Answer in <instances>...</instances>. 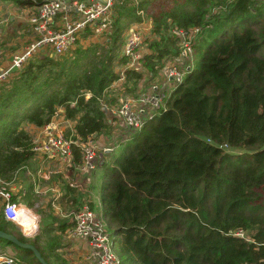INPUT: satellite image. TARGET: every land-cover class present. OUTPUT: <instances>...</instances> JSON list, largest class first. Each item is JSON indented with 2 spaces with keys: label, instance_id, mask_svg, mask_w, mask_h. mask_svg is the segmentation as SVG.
Returning a JSON list of instances; mask_svg holds the SVG:
<instances>
[{
  "label": "trees",
  "instance_id": "trees-1",
  "mask_svg": "<svg viewBox=\"0 0 264 264\" xmlns=\"http://www.w3.org/2000/svg\"><path fill=\"white\" fill-rule=\"evenodd\" d=\"M1 1L33 12L42 0ZM143 17L154 38L141 64L129 68L121 50L129 26L120 21ZM175 27L201 28L179 83L164 71L183 62ZM91 38L82 34L88 44L79 40L62 56L38 52L0 82V175L11 180L34 156L27 126L42 127L62 109L71 134H103L122 147L103 163L97 211L122 264H264V0H116L112 33ZM153 83L168 97L141 128L109 114ZM5 219L1 212L0 229ZM239 229L250 237L235 235ZM11 245L17 264L34 256ZM39 245L52 264L53 248Z\"/></svg>",
  "mask_w": 264,
  "mask_h": 264
},
{
  "label": "built area",
  "instance_id": "built-area-1",
  "mask_svg": "<svg viewBox=\"0 0 264 264\" xmlns=\"http://www.w3.org/2000/svg\"><path fill=\"white\" fill-rule=\"evenodd\" d=\"M115 4L116 0H42L29 18L34 35L32 41L12 55L7 67H0V82L9 78L15 70L23 68L38 52L62 56L77 44L84 33L108 37L114 27ZM145 31L143 22H136L126 37L122 54L127 57L129 68L140 65L146 53L144 46L148 35ZM149 31L151 32V29ZM172 32L177 36L181 48L178 60L183 62L181 64L169 62L164 71L171 82L179 83L184 80L185 74L194 63L195 44L201 28L175 27ZM167 97L164 88L153 83L138 97L124 98L117 108L110 110L109 114L119 116L129 128H141L150 110L161 109ZM60 115L59 111L56 112L52 120L41 127V136L33 140L32 150L63 162H70L76 150H79L81 162L73 164L83 172L95 170L103 165L107 154L113 152L115 146L103 145V134L95 133L86 139L74 133L68 136L65 130L74 129L69 125L67 118ZM70 185L75 187L73 182ZM0 197L2 198L0 213L3 212L7 220L25 227L24 222L33 215L32 212L12 201L6 186L0 187ZM72 216L74 220L72 233L87 239L92 248L95 264H122L114 240L106 231V221L91 208L89 201L83 199L82 205L72 212ZM234 234L246 238V233L242 229ZM0 264H17V259L13 255L0 254Z\"/></svg>",
  "mask_w": 264,
  "mask_h": 264
},
{
  "label": "crops",
  "instance_id": "crops-1",
  "mask_svg": "<svg viewBox=\"0 0 264 264\" xmlns=\"http://www.w3.org/2000/svg\"><path fill=\"white\" fill-rule=\"evenodd\" d=\"M0 2L5 1L0 0ZM4 5H9V11L5 14L4 19L0 20V25H3V31H1L0 38H6V36H3L4 31H10L11 38H9L8 41L6 38V43L19 47L18 50L14 51L17 52L24 49L34 37L29 22L32 9L30 7L21 9L13 4ZM140 14L142 15V13ZM141 21L143 22L144 27H146L145 32L148 35L147 39L154 38L152 31H149L153 28L151 19L143 17L142 20H129L128 23L125 22L124 25L129 27L127 31L124 32V44L133 25L136 22ZM91 39L95 40V42L104 41L102 37L97 35H93ZM80 41L84 43L87 42V44L89 42L86 40ZM123 46L121 50H123ZM11 49L15 48L11 46ZM144 49L146 52L148 51L146 44ZM4 53L6 52L4 51ZM44 53L51 55L47 52ZM5 58V56H0V67H7L11 62V59L8 60L7 58L4 60ZM58 111L61 113L60 117H65L62 109H59ZM67 121L69 122V125L73 127V122L68 119ZM27 131H29V133L31 132L33 140L36 137L39 138L41 136V127L29 125L27 126ZM102 144L111 145L109 142H102ZM116 149L117 148H115V150ZM34 153L35 154L29 164L17 170L11 180L6 181L0 175L2 179L0 187L6 186L11 196H15L16 202L32 212L33 215L31 218L36 219V225L34 224L31 228L29 227L30 230L26 231L25 227L22 225L5 219L7 224L4 223L2 225L4 226V229L1 230H6L19 238L22 237L25 242L34 245L37 242L40 244L39 246L41 250L52 247L53 249L48 250V252L51 253L49 258H52V264H66V262L68 264H95L92 248L87 239L81 238L72 233V227L74 225L72 212L76 210L78 207L76 205L78 203L82 204L83 199L92 197V195L89 194L91 173L82 174L76 171L75 168L77 167L73 163L75 162L76 164H79L81 162V159L78 160L80 154L76 155V152L70 162H63L60 159L49 158L38 152ZM72 182L75 183V187L73 186L74 189L79 188V193L77 191H67V184H71ZM86 195L87 197H84ZM94 201L96 202V200ZM1 202L2 198L0 197V204ZM97 205H100L99 200ZM9 246L12 247L11 250L8 249ZM15 249L16 248L7 243L4 246L0 245V254H8L16 257L17 252ZM34 256L29 255L28 258L22 260L23 264H35ZM17 262L19 263L18 259Z\"/></svg>",
  "mask_w": 264,
  "mask_h": 264
},
{
  "label": "rangeland",
  "instance_id": "rangeland-1",
  "mask_svg": "<svg viewBox=\"0 0 264 264\" xmlns=\"http://www.w3.org/2000/svg\"><path fill=\"white\" fill-rule=\"evenodd\" d=\"M167 2L168 1H170V0H166ZM4 4H13V3H11V2H9V1H7V2H0V20H3L4 19V17H5V14L9 11V9H8V6L9 5H4ZM160 6H161V2H157L156 3V6L152 9V10H157V9H159L160 8ZM20 10V9H19ZM21 11V10H20ZM20 13V12H19ZM24 24V23H23ZM120 24L122 25V24H125V20L123 19V20H121L120 21ZM2 26L3 25H0V34H1V31H3L2 30ZM10 34H11V32L10 31H8L7 30V32H5L4 31V35L3 36H6V38H7V41H8V39L9 38H11L10 37ZM2 41H3V38H0V44L2 43ZM11 46H13L15 49H11ZM7 47H8V49H7ZM0 49H5V52L6 53H4V51H1L0 50V56H5L6 58L4 59V60H6L7 58H8V60H10L11 59V56H12V54L14 53V51L15 50H18L19 49V47H16V46H14L13 44H7L6 43V47H0ZM6 49L8 50V51H6ZM169 89V88H168ZM29 126V125H28ZM69 129H67V130H65V132L67 133V135L68 136H70L71 135V132H69L68 131ZM106 135L105 136H103V141H105L106 140ZM126 142V141H125ZM122 149V147L121 148H117L116 150H115V154L114 155H117L118 153H119V151ZM76 169V171H78V172H80V173H82V174H89V173H91V175H90V178H91V184H90V186H89V190H90V192H89V194L90 195H92V197L94 198V200H96V202L95 201H93L94 202V204H93V207H94V209L96 210V211H98V209H99V211L101 212V207L100 206H98L97 205V203H98V200H100L99 199V197L101 196V190H102V185H103V182H104V177H105V171H106V166L105 165H101V166H98L95 170H92V171H89V172H83V171H81L79 168H75ZM79 186H81V185H79ZM84 197H87V195L86 196H84ZM87 201H89V203H90V199L87 197V198H85ZM106 225H107V221H106ZM106 231L108 232V234H109V236H110V238L111 239H113V236H114V234H113V230L110 228V227H108V225H107V229H106ZM237 232V231H236ZM235 232V233H236ZM245 235H246V237H247V239L250 237V234L249 233H247L246 231H245ZM57 237V236H56ZM8 244H10L11 245V243H9L8 241H6ZM0 245L2 246H4L5 244H3V243H0ZM6 246H8V245H6ZM8 249H12V247H8ZM66 264H68L67 262H66Z\"/></svg>",
  "mask_w": 264,
  "mask_h": 264
},
{
  "label": "water",
  "instance_id": "water-1",
  "mask_svg": "<svg viewBox=\"0 0 264 264\" xmlns=\"http://www.w3.org/2000/svg\"><path fill=\"white\" fill-rule=\"evenodd\" d=\"M0 238L8 241L9 243L13 244V245H17L20 248H24V249H29L31 250L34 255L43 263V264H48L47 261L42 257L40 251L37 249V247L32 244V243H28L25 242L23 240V238H19L16 235L9 233L7 231L1 230L0 229Z\"/></svg>",
  "mask_w": 264,
  "mask_h": 264
},
{
  "label": "bare ground",
  "instance_id": "bare-ground-1",
  "mask_svg": "<svg viewBox=\"0 0 264 264\" xmlns=\"http://www.w3.org/2000/svg\"><path fill=\"white\" fill-rule=\"evenodd\" d=\"M27 211V210H26ZM32 216L30 215V217H28V219H26V221L24 222V226H25V230H30V228L35 224L36 225V219L35 218H31ZM30 227V228H29Z\"/></svg>",
  "mask_w": 264,
  "mask_h": 264
}]
</instances>
